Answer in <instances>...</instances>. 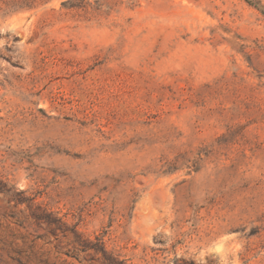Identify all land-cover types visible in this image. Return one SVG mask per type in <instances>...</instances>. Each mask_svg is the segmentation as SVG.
<instances>
[{
    "label": "rangeland",
    "instance_id": "1",
    "mask_svg": "<svg viewBox=\"0 0 264 264\" xmlns=\"http://www.w3.org/2000/svg\"><path fill=\"white\" fill-rule=\"evenodd\" d=\"M14 1L0 0V264H264V14Z\"/></svg>",
    "mask_w": 264,
    "mask_h": 264
},
{
    "label": "trees",
    "instance_id": "2",
    "mask_svg": "<svg viewBox=\"0 0 264 264\" xmlns=\"http://www.w3.org/2000/svg\"><path fill=\"white\" fill-rule=\"evenodd\" d=\"M31 0H16L14 2H12L11 7L13 6V10H16L18 8H23V7H31L32 2H30ZM246 2H248L250 5H253L255 7H257L263 14H264V6H262L261 4H258V2L253 1V0H245ZM103 252V251H102ZM105 253V252H103Z\"/></svg>",
    "mask_w": 264,
    "mask_h": 264
}]
</instances>
